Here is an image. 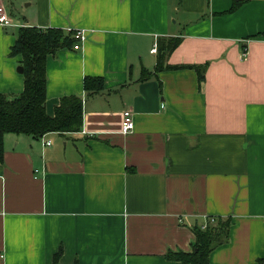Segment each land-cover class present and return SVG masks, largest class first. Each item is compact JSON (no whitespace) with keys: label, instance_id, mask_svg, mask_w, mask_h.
<instances>
[{"label":"crops","instance_id":"obj_1","mask_svg":"<svg viewBox=\"0 0 264 264\" xmlns=\"http://www.w3.org/2000/svg\"><path fill=\"white\" fill-rule=\"evenodd\" d=\"M241 5L233 10L234 3ZM0 94L25 89L22 27L86 31L47 61L48 115L82 98L80 132L8 134L0 264H182L194 227L230 218L211 264L264 257V0H0ZM177 41L154 74L155 45ZM205 69L200 82L196 68ZM179 68V69H177ZM150 76L142 80L144 73ZM105 88L89 96L87 78ZM135 130L121 133L123 113ZM50 143V145H48Z\"/></svg>","mask_w":264,"mask_h":264},{"label":"trees","instance_id":"obj_2","mask_svg":"<svg viewBox=\"0 0 264 264\" xmlns=\"http://www.w3.org/2000/svg\"><path fill=\"white\" fill-rule=\"evenodd\" d=\"M236 1L233 10L241 5ZM77 43L75 34L62 29H39L35 27L20 28L12 56H22L24 67L25 89L18 96L0 94V162L4 161V140L8 134H24L34 138H42L50 133L61 135L80 132L83 127L84 109L82 98L65 96L55 108L54 116L48 115L47 105V61L49 56L56 55L60 50L73 48ZM177 41L158 45V66L154 74L163 69L167 55L172 52ZM179 69V68H177ZM200 82L204 81L205 69L197 67ZM150 73H144L142 80ZM84 88L89 96L101 93L104 80L87 77ZM232 226L230 218L210 217L203 227H194L195 242L192 252H169L167 260L182 264H211L210 256L218 247L229 242ZM62 256L60 250L54 256L53 264H59ZM258 264H264V257ZM78 264V262H75Z\"/></svg>","mask_w":264,"mask_h":264},{"label":"built area","instance_id":"obj_3","mask_svg":"<svg viewBox=\"0 0 264 264\" xmlns=\"http://www.w3.org/2000/svg\"><path fill=\"white\" fill-rule=\"evenodd\" d=\"M0 26L1 27H11L15 26L13 23V20L11 17L7 14V11L5 9V6L3 4H0ZM68 32H72L75 34V39L77 43L74 45L73 49L75 51H78L81 48V45L86 41L87 35L86 31L84 30H69ZM151 53L156 54L157 53V45L154 46ZM135 130V121H134V115L130 110H127L123 113V122H122V128L121 133L123 135H128L132 133ZM50 145V143H48Z\"/></svg>","mask_w":264,"mask_h":264},{"label":"water","instance_id":"obj_4","mask_svg":"<svg viewBox=\"0 0 264 264\" xmlns=\"http://www.w3.org/2000/svg\"><path fill=\"white\" fill-rule=\"evenodd\" d=\"M18 72L19 73H23L24 72V67L23 66H19L18 67Z\"/></svg>","mask_w":264,"mask_h":264}]
</instances>
